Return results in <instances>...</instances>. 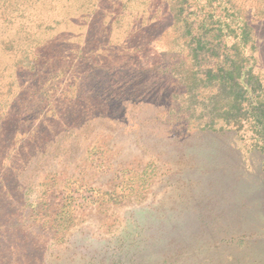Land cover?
Returning <instances> with one entry per match:
<instances>
[{"label": "rangeland", "instance_id": "obj_1", "mask_svg": "<svg viewBox=\"0 0 264 264\" xmlns=\"http://www.w3.org/2000/svg\"><path fill=\"white\" fill-rule=\"evenodd\" d=\"M228 1L208 2L224 9ZM249 1L259 8L246 10L256 26L264 0ZM203 2L0 0V264H89L82 246L117 252L124 247L118 236L137 230L145 215L179 207L200 206L206 227L213 194L196 190L187 153L199 149L192 128L207 124L209 111L217 129L201 147L251 163V182L227 195L247 197L253 210L244 225L229 227L243 237L241 247L207 254V240L205 255L264 264V151L254 146L253 124L218 121L223 102L214 112L205 93L185 96L172 77L187 68L186 56L195 61L200 35L203 51L239 52L264 96L255 29L245 30L233 7L221 18L202 16L196 5ZM165 88L174 95L161 101ZM212 175L219 187L230 184ZM184 249L177 242L165 262L177 264Z\"/></svg>", "mask_w": 264, "mask_h": 264}, {"label": "trees", "instance_id": "obj_2", "mask_svg": "<svg viewBox=\"0 0 264 264\" xmlns=\"http://www.w3.org/2000/svg\"><path fill=\"white\" fill-rule=\"evenodd\" d=\"M208 1L210 0H205L200 9L199 5H196L198 11L202 12V16H212L214 13L221 18L223 10L228 11L233 7L242 17L244 29L249 31L255 29L251 47L256 57L264 60V19L254 26L246 16L247 9L254 7L258 13L259 8L253 6L249 0H229L228 6L224 9L220 8V4H212ZM204 17L199 20L200 24L197 28L199 32L207 21ZM30 22L33 26L34 21L30 20ZM194 37L198 45L200 44L199 51L194 53L195 61L189 62L188 56L181 58L187 62V68L183 72L174 71L176 74H172V77L176 78L175 84L179 86L177 91L185 90V96L190 95L194 90L200 92L199 96L205 93L208 100L205 106H210L214 112H216L217 104L223 102L224 115L218 117L216 113L215 119L218 121L224 119L226 121L224 124L230 122V117H233L231 120L233 122L242 119L250 120L257 140L254 146L264 151V96L259 78L253 75L251 68L242 70L243 66L240 62L242 55L239 52L230 53L226 50L219 52L217 48L212 47L205 48L206 50L203 51L204 46H201L204 42L203 37L200 35ZM170 71H173V68H170ZM173 93L166 92L165 88L158 97L161 101H165L173 96ZM231 111L235 112L234 115L230 113ZM207 113L209 115L206 118L207 124L192 128L193 134L201 136L193 142L199 149L187 153L191 163L189 171L198 177L196 190L211 191L208 194H213L208 205L215 212L205 221L207 226L202 227L204 221L200 206L194 209L179 207L145 215L143 222L135 224L137 230H125L118 236L124 242V247L116 250L117 252H113V248L106 246L104 253L97 254L96 250L82 246L81 253L86 256L89 264H172L165 262L169 253L167 251L179 241L182 242V247H185L183 250L185 255L177 264H238L229 252H225L223 261H215L205 255V252L214 254L221 248L242 246L240 243H243L241 240L243 237L238 233L229 232V227L244 225L247 221L245 215L253 208L248 203L247 197L238 201L227 194L238 186L251 182L252 178L249 176L253 175L254 171L250 166L251 163L247 164L245 157L238 158L231 152H221L219 147L209 153L203 151L201 146L206 143L204 135L207 132H215L217 129L214 128L217 123V120L214 122V115L210 111ZM201 119L205 120V117L201 116ZM212 174L224 177L230 184L225 189L219 187L218 179ZM2 182L0 180V185ZM228 189L230 191H227ZM240 192L241 189L236 190V193ZM208 194L204 197L207 198ZM206 198L203 199L204 202ZM224 205L227 209H223ZM262 205L264 206V204L259 205L258 210L264 215ZM207 240L210 241L208 248L211 250L204 252V242ZM80 263L73 262V264Z\"/></svg>", "mask_w": 264, "mask_h": 264}]
</instances>
